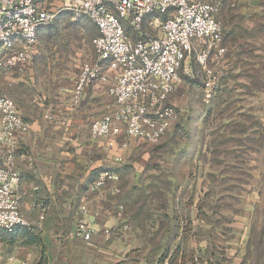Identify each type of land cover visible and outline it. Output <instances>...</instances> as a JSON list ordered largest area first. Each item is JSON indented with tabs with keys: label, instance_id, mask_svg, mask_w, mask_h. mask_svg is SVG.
<instances>
[{
	"label": "crops",
	"instance_id": "0c3cea01",
	"mask_svg": "<svg viewBox=\"0 0 264 264\" xmlns=\"http://www.w3.org/2000/svg\"><path fill=\"white\" fill-rule=\"evenodd\" d=\"M220 47L208 58V100L204 71L185 60L170 97L177 120L154 148L118 122L107 137L91 136V121L113 108L112 72L101 61L102 77L77 93L79 72L68 66L96 62L94 49L88 59L86 46H31V60L3 69L0 92L29 127L15 159L29 227L0 233V264L12 254L24 264H194L195 254L208 264H264V91L243 66L254 55ZM193 64L203 74L196 97ZM104 170L115 186L92 189ZM82 221L89 239L77 232Z\"/></svg>",
	"mask_w": 264,
	"mask_h": 264
},
{
	"label": "built area",
	"instance_id": "2783aa9c",
	"mask_svg": "<svg viewBox=\"0 0 264 264\" xmlns=\"http://www.w3.org/2000/svg\"><path fill=\"white\" fill-rule=\"evenodd\" d=\"M219 10L217 2L204 0H0V52L16 44L24 46L0 60V73L31 60L30 47L38 29L53 22L61 11L75 20L88 18L97 29L92 45L98 60L81 65L76 91L102 77L100 62L106 61L112 72L109 94L113 98L112 110L91 121V136L107 137L118 122L128 138L156 143L177 120L170 97L189 56L205 73V100L212 96L214 75L207 63L212 50L223 51ZM145 22L157 32L141 30ZM28 131L14 101L0 92V232L11 234L29 227L19 209L20 174L15 167L19 137ZM117 180L114 172L104 170L91 187H114ZM77 232L84 239L90 237L84 221ZM193 261L208 264L198 254ZM3 264L24 262L9 255Z\"/></svg>",
	"mask_w": 264,
	"mask_h": 264
},
{
	"label": "rangeland",
	"instance_id": "374dc122",
	"mask_svg": "<svg viewBox=\"0 0 264 264\" xmlns=\"http://www.w3.org/2000/svg\"><path fill=\"white\" fill-rule=\"evenodd\" d=\"M204 1H213L220 5L217 19L222 25L223 40H225L226 46H240L241 48L239 47V49L241 51L248 50V52L254 55L253 61H250L243 66L245 68L252 67V69H254L255 74L251 75L250 79L253 80L257 90L264 91V0ZM148 23L145 22L141 26V30L151 31L153 33L157 32V28H152ZM133 34L134 31L130 30V35L133 36ZM96 35L97 30L91 20L85 17L75 20L71 17L69 12L61 11L53 22L38 29L36 42L33 46H86L87 49L83 51V54H86L89 59L94 56L92 39ZM15 46L21 45L16 44ZM81 63H83V60L80 62L76 61L72 64L69 63L68 68L78 74L81 68ZM187 63L188 62L184 63V67L180 71V75L182 73L184 74V68ZM192 66H194L193 75L195 76V83L193 86H195L196 92L193 93H195L194 96L196 97V94H198V87L202 86L203 74L197 65L193 64ZM192 101L196 103L194 99ZM167 132L159 139L158 142L154 143L151 148H154L156 144L158 145ZM262 139L264 141V130ZM140 141L144 142L142 140ZM144 148L146 149L141 150V153L142 151L149 150L146 146ZM158 149L160 150H158L156 154L160 153L163 157L173 152L171 149ZM12 255L14 256V254Z\"/></svg>",
	"mask_w": 264,
	"mask_h": 264
},
{
	"label": "trees",
	"instance_id": "16d2710c",
	"mask_svg": "<svg viewBox=\"0 0 264 264\" xmlns=\"http://www.w3.org/2000/svg\"><path fill=\"white\" fill-rule=\"evenodd\" d=\"M0 233H5V232H0Z\"/></svg>",
	"mask_w": 264,
	"mask_h": 264
}]
</instances>
